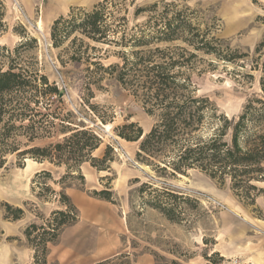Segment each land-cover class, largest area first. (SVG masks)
I'll return each mask as SVG.
<instances>
[{"label": "trees", "instance_id": "16d2710c", "mask_svg": "<svg viewBox=\"0 0 264 264\" xmlns=\"http://www.w3.org/2000/svg\"><path fill=\"white\" fill-rule=\"evenodd\" d=\"M122 1L101 0L90 9L71 7L51 24L50 39L60 48L57 57L61 65L87 64L81 77L82 99L94 110L96 106L89 102L94 96L92 85L100 87L105 73L114 77L154 117L144 135L142 127L133 121L114 127L121 138L139 142L136 160L149 166L156 176L173 177L195 168L220 185L229 180L230 189L242 202L254 204L256 195L264 193V187L256 184L264 182V36L251 58V68L260 71L262 96L248 98L237 116L228 117L208 96L198 94L194 76L218 61L234 62L248 53H240L217 38L213 34L215 24L204 23L202 27L198 10L187 5L160 0L138 6L133 16L144 13L145 18L128 25V9ZM5 12L0 0V35L7 30ZM91 42L112 46L120 61L104 66L94 60L100 55ZM26 44L21 40L12 49L0 45V167L9 154L28 155L39 162L64 165L65 173L57 183L66 178L83 183L81 164L89 162L98 170H107L112 148L107 145L101 157L94 156L102 143L100 135L84 122H75L71 110L53 107L61 101L62 89L36 65L19 62ZM57 131L64 134L58 141L21 148L22 143L28 146ZM40 177L50 178V172L37 171L32 182ZM153 179L152 175L133 190L137 204L150 205L170 219H179L178 200L188 196L178 194L165 182L155 185ZM131 181L140 182L138 177ZM37 183L38 197L43 192L56 194L47 181ZM57 193L60 208L51 210L42 223L31 222L24 228L26 244L33 251L30 264H47L48 243L79 218L65 185ZM98 194L113 202L110 191ZM5 205V218L22 216L21 207ZM127 257L121 253L94 264H131ZM162 264L180 262L171 259Z\"/></svg>", "mask_w": 264, "mask_h": 264}, {"label": "rangeland", "instance_id": "374dc122", "mask_svg": "<svg viewBox=\"0 0 264 264\" xmlns=\"http://www.w3.org/2000/svg\"><path fill=\"white\" fill-rule=\"evenodd\" d=\"M2 1L7 30L0 35V45L12 49L26 40L19 62L36 65L40 72L57 83L62 89L61 101L55 102L53 107H62L63 112L71 110L75 122L82 121L92 127L102 139L93 155L101 157L108 145L112 148V160L107 170H98L89 162H83V183L76 178L57 183L65 173L64 165L39 162L28 155L9 154L5 165L0 167V264L32 262L33 251L26 244L24 228L31 222L42 223L51 210L60 208L56 199L63 185L78 209L79 218L66 226L54 242L48 243L47 264H94L121 253L128 254L131 264H162L171 259L180 264H264V193L256 195L254 204L246 205L232 192L229 180L220 185L195 168L173 177L156 176L149 166L136 160L139 142L121 138L114 130L117 125L133 121L146 133L154 117L107 73L100 80V87L92 85L94 96L89 102L96 106L92 110L82 99L81 77L86 62L61 65L57 57L60 48L54 47L50 39L53 20L66 15L71 7L90 9L101 0L70 5L74 0ZM155 1L160 0L122 1L128 9V25L145 18L144 13L136 18L133 16L136 7ZM164 1H176L198 10L202 27L204 23L215 24L213 34L217 38L240 53H248L234 62L218 61L213 68L195 75L199 95L208 96L228 117L237 116L248 98L262 96L260 71L251 68V58L255 45L264 36V0ZM91 43L100 55L94 60L104 66L120 61L113 54L112 46ZM106 124H110L107 130ZM63 135L57 131L28 146L22 143L21 148L58 141ZM21 140L26 141L25 138ZM40 170L49 171L51 177H40L32 182L34 174ZM152 175L155 185L165 182L178 194L188 196L178 200L179 219H170L150 205L137 204L133 190ZM135 177L140 182H132ZM43 180L56 194L36 195L40 190L37 182ZM256 184L264 187V182ZM101 190L110 191L113 202L98 194ZM5 204L21 207L22 216L15 220L5 218ZM115 230L118 237L112 241L109 236Z\"/></svg>", "mask_w": 264, "mask_h": 264}, {"label": "crops", "instance_id": "0c3cea01", "mask_svg": "<svg viewBox=\"0 0 264 264\" xmlns=\"http://www.w3.org/2000/svg\"><path fill=\"white\" fill-rule=\"evenodd\" d=\"M82 1H91V0H74V1H72V2H70L68 5H70L71 3H78V2H82ZM92 1H94V0H92ZM58 12H60L61 13V11H58ZM102 208V207H101ZM113 228L114 229H116L117 228V226H116V224H115V222H114V225H113ZM117 230H115L114 231V233L112 234V235H108L109 237H111V240L113 241V240H115L117 237H118V232H116Z\"/></svg>", "mask_w": 264, "mask_h": 264}, {"label": "bare ground", "instance_id": "6f19581e", "mask_svg": "<svg viewBox=\"0 0 264 264\" xmlns=\"http://www.w3.org/2000/svg\"><path fill=\"white\" fill-rule=\"evenodd\" d=\"M41 27V22L39 21L38 22V28H40ZM110 127V124H106L105 125V129L107 130L108 128Z\"/></svg>", "mask_w": 264, "mask_h": 264}, {"label": "water", "instance_id": "95a60500", "mask_svg": "<svg viewBox=\"0 0 264 264\" xmlns=\"http://www.w3.org/2000/svg\"><path fill=\"white\" fill-rule=\"evenodd\" d=\"M145 134V131H143V135ZM144 174H146L144 171H143Z\"/></svg>", "mask_w": 264, "mask_h": 264}]
</instances>
